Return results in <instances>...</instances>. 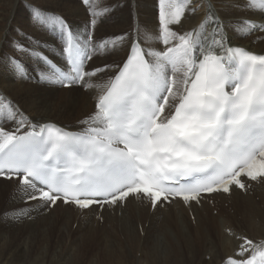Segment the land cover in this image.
Instances as JSON below:
<instances>
[{
    "label": "snow or ice",
    "instance_id": "snow-or-ice-1",
    "mask_svg": "<svg viewBox=\"0 0 264 264\" xmlns=\"http://www.w3.org/2000/svg\"><path fill=\"white\" fill-rule=\"evenodd\" d=\"M81 2L89 14L83 30L27 4L32 26L54 35L42 40L18 28L6 39L11 51L0 46V68L14 80L98 91L79 132L34 122L0 92V178L15 181L26 204L122 208L134 196L154 210L175 200L191 207L264 183V54L231 46L226 32L229 26L242 36L264 30L256 19L264 21V0H230L223 9L209 0L202 20L188 31L174 28L182 29L184 19L205 5L172 0L166 10L165 0H158L154 26L135 22L101 39L94 30L114 7ZM221 10L249 15L226 22ZM149 33L155 48L145 46ZM121 52L118 61L94 65L101 55ZM26 60L35 64L34 77ZM225 233L236 246L221 264H264V239L230 227Z\"/></svg>",
    "mask_w": 264,
    "mask_h": 264
},
{
    "label": "bare ground",
    "instance_id": "bare-ground-1",
    "mask_svg": "<svg viewBox=\"0 0 264 264\" xmlns=\"http://www.w3.org/2000/svg\"><path fill=\"white\" fill-rule=\"evenodd\" d=\"M17 1L39 6L42 10L65 16L77 32L83 30L89 20V14L86 12L81 0H0V5L6 6L3 9L0 6V46H4L6 52L11 51L6 47V39L15 38L17 35L16 29L18 28L42 40H47L50 36L47 30L32 26L29 14L26 11L27 7H22L23 10L17 13L14 20L12 19L16 9L14 4ZM122 1L92 0V3H100L102 6H106V3H115L114 12L111 16L96 26L94 35L97 39L129 31L136 22L134 20L133 23H130L127 14L129 11L126 13L125 10L117 8V6L120 7ZM213 2L217 8L223 9L230 0H213ZM170 3H172V0H165L166 10ZM200 3L205 5V8L194 15H188L183 21L182 29L174 28V30L188 31L202 20L208 3L207 0H200ZM9 5H13V7L7 10L6 8ZM139 11V13L142 12V17L139 18V16L137 19L139 25L142 27L154 26L158 21V0H144L143 9ZM219 14L226 22L234 19L235 15H249V13L230 14L224 10H221ZM256 19L258 22H264L259 17H256ZM226 32L230 38L231 46L245 47L254 52L264 53V30L242 36L232 26H229L226 28ZM144 35L142 33V36ZM145 39L147 41L146 47L149 45L153 48L158 46L155 43V37L150 33L145 36ZM122 55V52L117 55H101L94 61V65L111 64L118 61ZM25 62L29 72L35 75L32 72V69L35 68L34 62L28 60ZM106 79L107 76H103L97 83L102 84ZM0 92L14 99L34 122L60 123L66 127L74 128L81 126L80 122L94 111L93 99L98 94V91L88 93L77 88L63 89L37 85L32 80H14L11 73L3 68H0ZM15 185L14 181L0 179V198L14 193V200H12L10 206L15 205L14 208H19L16 204L20 201L24 203V198L17 192V188L15 190ZM15 192H17V195H15ZM173 203L184 205L178 200L173 201ZM29 205L40 209L35 203ZM200 205L196 207L194 212L200 218L201 224L198 226V232L202 233L203 239L198 240L186 234L182 235L180 239L177 238L178 240H174L173 237L158 236L146 249L149 253L148 261L151 262H148L149 264H221V260L226 254L232 253L236 246V241L225 233V229L229 227L237 234L246 233L250 238L257 241L264 239V183L252 184L251 188L245 193L234 189L229 196L224 194L210 196L207 200L202 201ZM60 207L72 209L78 213L84 212L86 219L90 218L92 212L96 211L95 215L98 214L96 219L105 221L107 225L97 230L94 238H99L98 245H104L101 248L104 260L117 263H122L123 259L120 257L122 252L137 253L140 250L144 252L143 248L147 246L146 236L150 229L148 230V227H143L141 224L149 213L156 212H151L152 208L146 198H129L126 206L113 209L107 207L101 213L94 208L81 211L71 205L60 204ZM215 210H218L222 216L214 215ZM18 213L21 218L25 217V215H22L23 211H18ZM140 233L142 237H139ZM202 242L206 249L198 257ZM97 249L100 248L97 247ZM16 253L18 254L16 255ZM129 256L131 257L132 254H129ZM7 257H10L11 261ZM22 257L23 255L19 251H13V253L6 255L11 263L13 260H20Z\"/></svg>",
    "mask_w": 264,
    "mask_h": 264
},
{
    "label": "rangeland",
    "instance_id": "rangeland-1",
    "mask_svg": "<svg viewBox=\"0 0 264 264\" xmlns=\"http://www.w3.org/2000/svg\"><path fill=\"white\" fill-rule=\"evenodd\" d=\"M143 2L144 0H123L117 8L125 10L126 13L129 11L127 14L130 23L134 20L138 22V17H142V12L139 13V10L143 9ZM109 4L115 6L114 2L106 3V6H110ZM26 5L22 1L14 4L16 9L12 15L13 20ZM1 7L3 9L6 6ZM10 7L13 5L7 6L6 9L9 10ZM26 11L29 14L28 8ZM12 200H14V193L0 198V264H147L150 261H148L149 253L146 249L158 236L173 237L174 240H178L177 238L180 239L186 234L198 240L203 239L202 233L198 232L201 221L194 212L196 207L201 205L192 204L188 207L175 203L170 206L166 204L164 207L152 209L151 212H156L149 213L141 224L150 229L146 236L147 246L143 248L144 252L142 250L137 253L122 252L120 255L123 259L122 263L105 261L101 249L104 245H98L99 238L95 239L94 235L97 230L107 224L105 221L96 219V211L86 219L84 212L78 213L60 206L48 211L42 208L36 209L33 205H25L20 201L16 204L19 208H14L15 205L10 206ZM18 211L26 213L25 217L21 218ZM214 215L222 216L218 210H215ZM17 216L20 218L16 219ZM139 235L142 237L141 233ZM199 249L198 257L206 249L203 242ZM13 251H19L23 257L11 263V258L7 257L9 261L6 255ZM129 254L132 256L130 257Z\"/></svg>",
    "mask_w": 264,
    "mask_h": 264
}]
</instances>
